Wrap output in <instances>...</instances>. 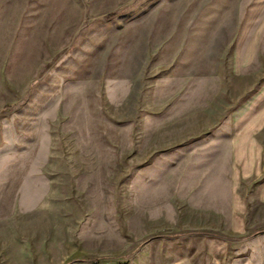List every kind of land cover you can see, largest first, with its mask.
<instances>
[{
  "label": "rangeland",
  "instance_id": "374dc122",
  "mask_svg": "<svg viewBox=\"0 0 264 264\" xmlns=\"http://www.w3.org/2000/svg\"><path fill=\"white\" fill-rule=\"evenodd\" d=\"M258 216L264 0H0V264H264Z\"/></svg>",
  "mask_w": 264,
  "mask_h": 264
},
{
  "label": "crops",
  "instance_id": "0c3cea01",
  "mask_svg": "<svg viewBox=\"0 0 264 264\" xmlns=\"http://www.w3.org/2000/svg\"><path fill=\"white\" fill-rule=\"evenodd\" d=\"M247 160H248L247 161L248 164L255 165L257 163V161H256L257 160V156L254 154V156L252 158L251 157L250 158H247ZM255 171L256 170H253L252 171L253 173H247V174H245L244 177L245 178H250L251 176L257 175V174H254ZM256 172L260 173V168ZM236 219H239V221H241V224L239 226H237V229L240 230V231H244L245 230V224H244V221H243L242 217L240 216V218H239V216H235V221L237 223V220ZM256 223H260L261 225H264V217L261 218V217L258 216V220H257ZM235 228H236V226H235Z\"/></svg>",
  "mask_w": 264,
  "mask_h": 264
}]
</instances>
